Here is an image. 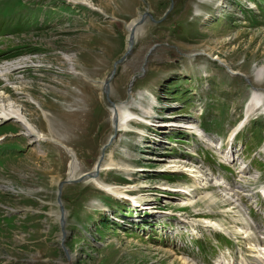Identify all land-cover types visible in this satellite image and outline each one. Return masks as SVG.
<instances>
[{
  "label": "rangeland",
  "instance_id": "obj_1",
  "mask_svg": "<svg viewBox=\"0 0 264 264\" xmlns=\"http://www.w3.org/2000/svg\"><path fill=\"white\" fill-rule=\"evenodd\" d=\"M73 1L86 9L30 6L40 23L48 12L42 29L14 33L26 14L0 15V52L32 51L0 58V112L19 109L36 130L0 120V264L264 261L241 234L252 232L247 224L264 231V107L229 141L246 119L247 99L256 93L264 101V0ZM144 14L151 18L108 95L133 119L138 108L160 117L147 121L155 134H129L138 124L116 131L101 164L107 169L100 167L96 183L78 182L113 137L102 83L126 51L128 25ZM11 64L8 72L3 66ZM98 185L136 191L135 199L155 208L137 213ZM207 185L221 198L208 199ZM181 202L192 206L181 209Z\"/></svg>",
  "mask_w": 264,
  "mask_h": 264
},
{
  "label": "bare ground",
  "instance_id": "obj_2",
  "mask_svg": "<svg viewBox=\"0 0 264 264\" xmlns=\"http://www.w3.org/2000/svg\"><path fill=\"white\" fill-rule=\"evenodd\" d=\"M138 20V19H137ZM137 20L135 21V22H132V23H130L129 25H128V30H129V34H130V32L134 29V28H136V22H137ZM136 31L138 32V28L136 29ZM137 32H136V34H135V37L137 36ZM4 68H5V70H7L8 72H12L11 70H12V67H14L13 66V64H11V65H7V66H3ZM15 68V67H14ZM2 69V68H1ZM4 69H2V71H3ZM4 70V71H5ZM10 70V71H9ZM8 72H6V73H8ZM259 72H260V74H259V76H260V80H261V76L264 74V68L263 69H260L259 70ZM5 73V74H6ZM1 75V74H0ZM5 77H8L7 75H4ZM253 94V93H252ZM35 103H37V102H35ZM248 104H249V106H248ZM246 106H245V110H247L246 111V114L244 115V118H245V116H246V119L244 120V121H242L241 123H240V125L237 127V128H234V132H232L233 134L231 135V137H230V135H229V138L231 139L232 138V136H236L235 134H237L238 132H240L241 130H242V128L244 127V125H245V122L249 119V117H250V115L255 111V110H257V109H260V108H262V107H264V101L262 100V102H260V99H258V97H257V95H256V93H254V95H251L248 99H247V103L245 104ZM248 106V107H247ZM111 108H113V109H111V112H112V115L114 114V122H116V131L117 132H126L127 133V131H128V128H129V124H130V122L129 121H131V120H134L133 118H132V115L127 111V109L128 108H126L124 105L123 106H114V107H111ZM117 108V109H116ZM138 110L142 113V115H140L139 116V114H137V113H135L134 112V114H135V117H137L136 119H135V121H138V120H142L143 118H145V119H149L150 117L146 114V113H144L140 108H138ZM244 110V111H245ZM152 112V111H151ZM262 113V112H261ZM118 114H119V116H118ZM263 114V113H262ZM117 118H119L120 119V125L118 124L119 123V120H118V123H117ZM10 119H13V120H17V122H20V123H22L24 126H25V128H27L28 130H31V131H36L34 128H33V126L31 125V123H29V121L26 119V117L23 115V113H22V111H20L19 109L18 110H16V109H14V110H11V111H1L0 112V120H10ZM144 119V121H150V120H145ZM173 126V125H172ZM118 127H119V129H118ZM26 130V129H25ZM132 130V129H131ZM233 130V129H232ZM30 131V132H31ZM230 132V133H231ZM139 133H141V132H139ZM202 133V132H201ZM37 134V136H38V139H44V136H41V134H39L38 132L36 133ZM143 134V133H142ZM36 136V137H37ZM228 138V139H229ZM33 139V138H32ZM229 139V140H230ZM234 139V138H233ZM232 139V140H233ZM204 140V139H203ZM103 165V164H102ZM107 168L106 167H102L101 166V169H100V171H103V170H106ZM72 172H71V178H72V176L74 175V172H75V170H74V168L72 167V170H71ZM99 171V172H100ZM94 172V171H93ZM189 176L190 177H194L192 174H189ZM99 177H97V178H91V179H87V181H92V182H94V183H96V181L95 180H97ZM97 185V184H96ZM100 190H103V192H106V193H108V194H110V195H112V196H115V197H119L120 196V191H118V190H113V189H111V188H106V187H108V186H101V185H98L97 186ZM112 187V186H111ZM205 187V186H204ZM114 188V187H113ZM180 190V189H179ZM179 190H176V192H178ZM207 192L206 193H208V199H210V200H212V201H215L216 199H218L220 196H218V195H215V193H212V194H210L209 192H208V190H206ZM221 198V197H220ZM181 203H183V202H181ZM188 203V202H187ZM184 204V205H188V204ZM183 204H182V206H183ZM230 204V203H229ZM230 207V206H229ZM139 210H141L140 208H138L137 209V211H139ZM158 211V210H157ZM160 211V210H159ZM148 212V211H147ZM148 213H150V214H152V212L151 211H149ZM58 218H59V215H58ZM207 223V222H206ZM215 225V224H214ZM207 226H208V223H207ZM239 228H241L240 226H238ZM215 230V229H214ZM241 230L243 231V233H241L242 235H244V236H247L248 234V231H244V228H241ZM250 230H252L253 231V228L252 227H250ZM264 238V237H263ZM263 238L262 239H258V238H256V239H254L253 241H251L252 242V247H253V251L255 252V254L256 255H253V257H260V256H262L263 257V259H264V249L263 248H261V247H259L262 243H263ZM250 247H251V245H250ZM251 247V248H252ZM260 256H259V255ZM68 259H69V261L71 262V260H72V257L71 256H69V254H68ZM219 263V262H218ZM254 264H264V261L262 260V261H257V260H254Z\"/></svg>",
  "mask_w": 264,
  "mask_h": 264
},
{
  "label": "water",
  "instance_id": "obj_3",
  "mask_svg": "<svg viewBox=\"0 0 264 264\" xmlns=\"http://www.w3.org/2000/svg\"><path fill=\"white\" fill-rule=\"evenodd\" d=\"M171 7H172V4H171V6H170V9H171ZM169 9V10H170ZM168 10V11H169ZM150 15H148V14H144V15H142V16H140L139 18H138V20H137V22H136V28H134L131 32H130V34H129V31H128V39H127V48H126V51H125V53H124V55L119 59V60H117L115 63H114V65H113V71H112V73H111V75L108 77V79L105 81V82H103L102 83V87H103V92L105 93V96H106V100H107V102H108V104L110 105V107H114L115 106V104L109 99V82H110V80L113 78V76L115 75V72H116V68H117V66H119V65H121V64H123L125 61H126V59H127V57L131 54V52H132V50H133V45H134V43H135V34H136V29L138 28H140V26L143 24V22L145 21V19L147 18V17H149ZM149 18H151V17H149ZM154 23H158V22H160L159 20L158 21H153ZM113 137L108 141V143L103 147V152H102V154H101V156H100V158H99V160H98V162H97V164H96V167H95V170H94V172H91V173H89V174H87L85 177H82V178H80V179H78V182H80V181H83V180H85V179H91V178H97L98 177V173H99V169H100V167H101V164H102V162H103V157H104V152H105V149L107 148V147H109V145H110V143L112 142V139L114 138V136H115V134H116V122H114L113 121ZM70 181L69 180H67V181H65L64 183L65 184H68ZM62 185V184H61ZM60 185V186H61ZM59 186V187H60ZM57 206H58V209H59V218H58V221H59V225H60V231H61V235H62V242H63V238L66 236V231H65V228H64V226H65V212H64V208H63V206H62V204H61V202H60V199H59V197H58V199H57ZM65 253H66V251H65ZM67 254V253H66Z\"/></svg>",
  "mask_w": 264,
  "mask_h": 264
},
{
  "label": "trees",
  "instance_id": "obj_4",
  "mask_svg": "<svg viewBox=\"0 0 264 264\" xmlns=\"http://www.w3.org/2000/svg\"><path fill=\"white\" fill-rule=\"evenodd\" d=\"M18 3L23 4V2H21V1H18ZM62 8H63V9H66V10H68V11H72V8H70V6H68V5H62ZM12 10H13V8H12ZM32 17H33V15L30 14V15L27 16L26 20H25V18H23V20H25V22H29L28 19H30V18H32ZM19 52H20V51H15V52H13V54H15V53H19ZM30 52H32V51H30Z\"/></svg>",
  "mask_w": 264,
  "mask_h": 264
}]
</instances>
